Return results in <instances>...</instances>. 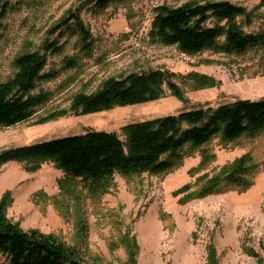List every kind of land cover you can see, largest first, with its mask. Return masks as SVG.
<instances>
[{"label": "rangeland", "instance_id": "374dc122", "mask_svg": "<svg viewBox=\"0 0 264 264\" xmlns=\"http://www.w3.org/2000/svg\"><path fill=\"white\" fill-rule=\"evenodd\" d=\"M189 1L194 0H122L94 14L85 0H0L8 9L0 18V83L15 76L17 57L43 53L44 43L53 39L48 32L69 12L80 9L94 46L93 56L84 58L77 39H65L63 53L48 56L46 71L58 77L41 83L34 94L46 92L49 100L30 120L0 129V153L88 131L120 133L128 124L187 110L264 99V50L244 56L209 51L190 56L151 40L155 8ZM218 1L252 14L246 32L264 26L262 0ZM69 59H77L78 66L66 69ZM158 69L181 77L207 76L216 85L196 90L193 83L177 78L182 99L166 89L160 100L143 105L86 116L69 111L77 94L94 93L109 78ZM63 111L68 113L39 124ZM244 156L251 159L248 190L240 192L224 181L218 193L196 197L212 178L225 179ZM181 157L182 163L164 174L115 175L98 198L81 185L64 193L59 185L64 174L53 163L35 173L8 163L0 166V203L6 200L7 219L24 231L54 236L92 264H213L212 251L215 264H264V132L232 143L216 137L201 148L187 146Z\"/></svg>", "mask_w": 264, "mask_h": 264}, {"label": "trees", "instance_id": "16d2710c", "mask_svg": "<svg viewBox=\"0 0 264 264\" xmlns=\"http://www.w3.org/2000/svg\"><path fill=\"white\" fill-rule=\"evenodd\" d=\"M122 0H85L84 6L94 14L105 11L113 2ZM264 7V0L261 2ZM77 11L60 20L49 32L42 51L17 57L15 76L0 83V129L14 127L30 120L35 110L45 105L49 94H34L44 82L57 79V72H47L48 56L63 53L66 39H77L79 53L93 56V35ZM8 13L0 4V18ZM252 24V14L244 7L228 1L194 0L178 7L158 6L150 38L154 43L176 47L186 55L214 52L226 56H244L264 50V26L256 33L245 27ZM77 59L65 61L66 69L78 66ZM193 83L196 90L213 88L215 80L196 74L176 76L169 70H149L105 80L94 93H79L71 103L76 116L93 115L118 107L143 105L160 100L166 89L179 99L182 94L174 79ZM68 112L52 114L42 119L45 124ZM264 132V99L237 100L216 109H193L124 126L120 133L88 131L66 138L35 145L7 149L0 153V166L16 162L29 173H35L45 163H53L63 172L60 188L81 185L91 197L98 198L112 186L115 175L124 177L144 173L160 175L182 163L181 152L187 146L201 148L216 137L224 142H237L243 137L256 138ZM251 159L238 160L225 179L212 178L201 188L197 198L218 193L226 181L240 192L251 187L247 180ZM181 189L180 193L187 191ZM65 193V192H64ZM7 203H0V264H92L84 260L78 249L67 246L54 236L38 230L24 231L6 217ZM211 261L215 264L212 251Z\"/></svg>", "mask_w": 264, "mask_h": 264}]
</instances>
